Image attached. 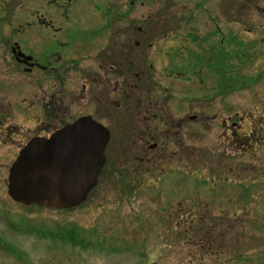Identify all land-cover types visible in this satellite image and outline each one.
<instances>
[{
	"label": "rangeland",
	"instance_id": "374dc122",
	"mask_svg": "<svg viewBox=\"0 0 264 264\" xmlns=\"http://www.w3.org/2000/svg\"><path fill=\"white\" fill-rule=\"evenodd\" d=\"M9 1L0 0V39L14 42L23 36L33 47L36 39L54 37L71 44L68 55L60 49L66 57L88 37L100 42L113 31L115 1L117 29H124L120 17L154 14L158 22L147 50L148 69L153 65L155 96L167 97L181 124L184 152L171 153L140 178L124 167L125 181L117 177L119 163L111 152L99 185L82 207L49 211L15 203L7 193L9 169L19 144L32 137V123L22 124L15 143L0 136V264H262L264 142H255L264 137V0L247 13L235 8L233 23L214 8L222 0L208 1L200 11V0H174L178 7L159 6L163 0L133 5L132 0ZM238 15L248 19L239 21ZM213 16L219 34L210 26ZM2 17L10 19L8 25ZM86 20L95 25L90 35L72 30ZM166 21L175 22L168 35L162 30ZM2 59L0 67L12 69L14 62ZM18 87L11 83L0 94L17 97ZM34 91L25 85V96ZM38 114L36 107L24 110L26 118ZM162 128L154 122V130ZM243 135H249L248 147ZM74 225L83 234L81 244L69 236Z\"/></svg>",
	"mask_w": 264,
	"mask_h": 264
},
{
	"label": "flooded vegetation",
	"instance_id": "af4514ba",
	"mask_svg": "<svg viewBox=\"0 0 264 264\" xmlns=\"http://www.w3.org/2000/svg\"><path fill=\"white\" fill-rule=\"evenodd\" d=\"M148 1L156 2V0ZM208 1L211 0L197 2L199 11L202 7H206ZM6 2L10 1L6 0ZM130 3L129 5H133L134 0ZM140 4L144 6L145 2ZM178 4L174 0H163L159 6L178 7ZM114 5L112 6L115 14L113 31L102 37L100 42L88 37L84 41L85 44L80 43V47L76 46L71 57L65 56L69 54L67 49L71 44L54 37L48 40L36 39L33 47L26 45L23 36L20 41L14 42L7 37L0 39L2 63L5 59L14 62L12 69L10 64H3L0 67V90L11 83L19 86L17 97H11L9 92L7 96H3L1 91L0 136L3 141L7 140L4 141L6 144L11 140L15 143L14 134L21 133L24 129L22 124L29 121L32 127L28 126V128L33 134L31 138H25L19 144L23 147L35 137H49L67 124L81 117L91 116L109 130L111 141L106 149V164L109 162L111 152H116L114 157L119 163L117 177L125 181L129 177L124 175V167L131 169L129 170L131 176L140 178L146 173L148 175L155 171L153 170L155 164L169 158L171 153L172 155L183 153L184 146L179 143L181 124L175 122L171 115L165 100L167 97L161 99L155 96L150 74L153 65L150 64V70L148 69L150 58L147 50L153 47V38L156 35L154 25L158 21L153 19L152 13L136 19L130 16V19L120 17L124 29H117L116 1ZM216 5L214 6L216 12L233 23L235 8H243L242 13H247L258 4L257 0H222ZM245 16L238 15L237 20ZM214 18L216 17H211V21L215 22L210 26L214 34H219L222 29ZM244 19L246 21L248 16ZM9 22L8 17L1 18V23L8 25ZM120 27L122 28V25ZM21 29L22 26L19 27V30ZM72 30H76L78 34L90 35V31L95 30V25L86 20L75 25ZM60 49L67 50L65 55ZM80 49H85L86 53H81ZM20 52L32 58L26 60ZM192 54L198 56L197 51H193ZM4 77H7V80H4ZM9 77H12V80H9ZM27 83L35 88L32 96L24 95V87ZM75 106L77 109H74ZM33 107L39 110L38 116L26 118L24 110H31ZM122 116L124 120L121 119ZM189 118L195 119V115ZM184 119L185 117L182 123ZM154 122H161L163 128L154 130ZM235 127L231 130L233 131ZM112 137H116L113 150H111ZM159 139L162 141L160 145ZM249 139V135H243L242 145L245 146L247 142L246 147H248ZM261 142H264V137L259 136L255 144ZM171 146H175L177 151L173 152L169 149ZM122 162L126 165H121ZM131 182L133 183L134 180ZM259 259L264 264V257L259 255Z\"/></svg>",
	"mask_w": 264,
	"mask_h": 264
},
{
	"label": "water",
	"instance_id": "95a60500",
	"mask_svg": "<svg viewBox=\"0 0 264 264\" xmlns=\"http://www.w3.org/2000/svg\"><path fill=\"white\" fill-rule=\"evenodd\" d=\"M109 140V131L91 117L80 118L49 139L31 140L10 168L9 197L48 210L80 206L98 184Z\"/></svg>",
	"mask_w": 264,
	"mask_h": 264
},
{
	"label": "trees",
	"instance_id": "16d2710c",
	"mask_svg": "<svg viewBox=\"0 0 264 264\" xmlns=\"http://www.w3.org/2000/svg\"><path fill=\"white\" fill-rule=\"evenodd\" d=\"M248 145H249V143H248ZM69 233H70L69 236L71 237L72 241H74V238H75V239H78V241H76V243L81 244V242L83 241V237H82L83 234H82L80 229H78L76 226H73L70 228Z\"/></svg>",
	"mask_w": 264,
	"mask_h": 264
}]
</instances>
